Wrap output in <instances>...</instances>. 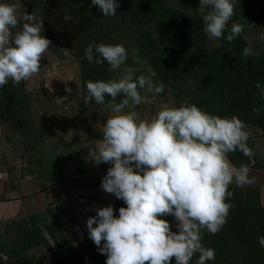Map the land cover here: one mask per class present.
<instances>
[{"label":"clouds","instance_id":"1","mask_svg":"<svg viewBox=\"0 0 264 264\" xmlns=\"http://www.w3.org/2000/svg\"><path fill=\"white\" fill-rule=\"evenodd\" d=\"M91 4L104 17L115 16L120 7L117 0H91ZM235 4L236 0H199L197 12L210 40L224 37L227 31L225 38L232 43L243 34V24L232 23L229 28ZM17 13L18 5L0 0V88L9 81L18 86L37 75L52 45L41 34L44 21L38 13ZM259 38L264 41V34ZM254 54L250 44L242 51L245 57ZM84 58L92 65L107 63L109 72L120 70L118 78L86 82L84 102L94 101L111 112L103 123L102 138L88 149V157L96 164L112 165L101 188L126 205L119 208L118 216L111 205L96 209V215L86 220L89 238L106 255V264H172L173 259L175 264H193L194 257L195 264L215 260V250L202 242L203 234L216 235L227 223L234 207L230 186L241 190L258 180L249 175L247 166L257 167L259 162L255 132H249L236 116L210 114L186 102L166 104L151 119H142L135 109L151 106L164 85L150 75L137 76L131 66L122 68L128 53L120 44L90 42ZM51 70L54 73L57 64H51ZM252 111L260 116V107ZM237 151L251 162L234 165L229 154ZM164 216L174 217L177 231L160 218ZM258 242L264 248V236ZM0 257L7 260L5 253Z\"/></svg>","mask_w":264,"mask_h":264},{"label":"rangeland","instance_id":"2","mask_svg":"<svg viewBox=\"0 0 264 264\" xmlns=\"http://www.w3.org/2000/svg\"><path fill=\"white\" fill-rule=\"evenodd\" d=\"M144 1L117 0L120 7L116 15L104 17L91 0H2L18 5V16L25 12L38 13L44 21L41 34L50 39L52 45L40 62L39 73L22 82L25 91H21V85L16 86L24 99L18 104L7 102L2 107L7 109L12 105L19 108L22 123L0 125L4 135L3 140L0 139V169L15 166L13 156H16L17 147L21 148L19 154L23 160L26 158L24 146L19 141L7 140L10 132H20L25 140L34 139L35 130L29 114L31 98L41 101V95L52 93L54 99L64 97L74 103L72 98L77 90L79 95L82 92L86 95V82L119 77L120 70L109 72L107 63L92 65L87 62L84 50L90 42L124 46L128 58L122 68L131 66L136 69L137 76L150 75L155 83L164 85V91L151 106L140 105L135 109L142 119H151L166 104L179 106L186 102L210 114L238 117L246 123L249 132L256 131L264 142L261 133H264L261 94L264 92V41L259 38L264 34V0H236L229 28L232 23H240L244 25V32L232 43L225 38L227 31L224 37L215 41L206 36L197 12L199 0H149V4ZM130 19L137 20L125 22ZM249 44L255 54L245 57L242 51ZM170 45L174 46V51L170 50ZM53 63L57 64L54 73L51 70ZM250 82L255 85L251 86ZM69 88L71 92L66 90ZM90 103V109L97 111L95 117H101V105L94 101ZM254 107H260L259 117L253 114ZM247 143L252 148L250 139ZM261 144L260 150L255 152V158L259 160L255 165L264 171V143ZM231 155L237 164L251 162V158L239 151ZM261 183L256 180L241 190L230 186L234 192L231 200L234 207L227 223L216 235L206 231L203 234L204 246L214 249L215 255H221L223 264H229L225 256L230 252L264 264V248L258 242V238L264 236V187ZM27 189L34 187L30 185ZM110 203L111 206L114 204L118 216V199L114 196ZM123 207H126L124 202ZM95 215L96 212L92 214ZM160 218L168 220L172 230L177 231L174 217ZM88 245L96 249L92 255L94 264H106V255L100 254L94 243ZM196 258H193V264ZM172 264H175L174 259Z\"/></svg>","mask_w":264,"mask_h":264},{"label":"crops","instance_id":"3","mask_svg":"<svg viewBox=\"0 0 264 264\" xmlns=\"http://www.w3.org/2000/svg\"><path fill=\"white\" fill-rule=\"evenodd\" d=\"M75 93L74 103L64 97L54 99L52 93L41 95V101L31 98L34 139L9 133L7 142L19 141L26 158L23 160L17 147L15 166L0 169V253L7 255V260L0 257V264H94L96 249L88 245L93 241L86 220L99 207L111 205L114 195L101 188L112 165L96 164L89 159L88 149L102 138L103 123L111 112L101 106L103 113L96 118L92 103L84 102L85 93ZM252 137L260 150L263 139L256 131ZM229 159L240 165L231 154ZM247 166L249 175L261 180L264 187V171ZM30 185L34 189L28 190ZM118 204L123 207L122 200Z\"/></svg>","mask_w":264,"mask_h":264},{"label":"trees","instance_id":"4","mask_svg":"<svg viewBox=\"0 0 264 264\" xmlns=\"http://www.w3.org/2000/svg\"><path fill=\"white\" fill-rule=\"evenodd\" d=\"M144 2H147L149 4V0H145ZM131 20H137V19H130L127 20L125 22H130ZM170 50L174 51V46L170 45L169 46ZM251 86H254V82H250ZM8 84L11 85L8 87ZM7 85H5L4 87L0 88V125L2 124H8L10 126H12L13 124H15L16 122H18V124H21V118H19L21 115V110L17 107H13L12 105H9V108L4 109L2 108L3 105L7 102H9L10 104L14 103V104H18V102H21L22 99H24L23 97H20V94L17 90L16 86H13L11 81L8 83ZM19 85H21V91L23 89V91H25V87L23 85V83L21 82ZM37 230H34V233L36 236ZM55 255V254H54ZM225 259H227L229 264H258L256 262H252L250 260H248L247 258L243 257V256H239L236 253L230 252L228 254H226ZM207 264H223L222 263V257L219 254L215 255V260H213V262H207Z\"/></svg>","mask_w":264,"mask_h":264},{"label":"built area","instance_id":"5","mask_svg":"<svg viewBox=\"0 0 264 264\" xmlns=\"http://www.w3.org/2000/svg\"><path fill=\"white\" fill-rule=\"evenodd\" d=\"M2 228V224L0 223V229Z\"/></svg>","mask_w":264,"mask_h":264}]
</instances>
